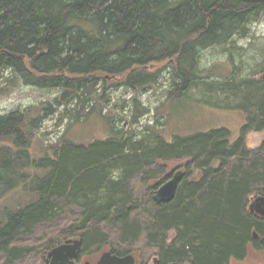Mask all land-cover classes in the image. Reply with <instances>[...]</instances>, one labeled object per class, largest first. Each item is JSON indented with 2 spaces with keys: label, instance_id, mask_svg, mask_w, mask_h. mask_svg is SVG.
Instances as JSON below:
<instances>
[{
  "label": "trees",
  "instance_id": "trees-1",
  "mask_svg": "<svg viewBox=\"0 0 264 264\" xmlns=\"http://www.w3.org/2000/svg\"><path fill=\"white\" fill-rule=\"evenodd\" d=\"M261 9L239 0H0V73L61 90L43 114L0 115V201L18 190L29 201L0 207V264H22L33 249L19 243L65 222L39 252L73 239L83 255L110 247L120 257L142 242L156 250L155 264H229L264 251V219L250 211L264 196V140L247 146L251 132H264L263 79L227 85L241 99L230 109L246 116L235 142L226 127L171 141L158 132L134 139L118 131L87 145L63 141L41 157L30 152L56 106L92 99L108 77L131 89L153 86L162 70L149 68L169 62L171 98L186 100L206 82L202 52L244 33ZM177 160H187L184 178L171 202L157 203L167 180L162 164ZM136 182L146 186L144 195Z\"/></svg>",
  "mask_w": 264,
  "mask_h": 264
},
{
  "label": "rangeland",
  "instance_id": "rangeland-1",
  "mask_svg": "<svg viewBox=\"0 0 264 264\" xmlns=\"http://www.w3.org/2000/svg\"><path fill=\"white\" fill-rule=\"evenodd\" d=\"M242 31L244 33L237 34L226 45L215 46L202 52L201 68L204 69L206 82L193 88L186 100L171 98L174 80L167 67L169 62L149 68L150 71L162 70L160 81L153 86L131 89L123 86L121 79L108 77L105 84L101 82L97 87L98 93L96 92L92 99L84 103L83 100L76 99L67 106H56L55 114L49 115L37 130L30 152L36 157H41L52 154V149L63 141L87 145L93 141L106 140L118 131H124L127 137L134 139L158 132L171 141L177 135L187 136L226 127L231 131L232 142H235L241 135L246 116L239 109H230L240 104L241 99H237L227 85L234 86L241 79H262L264 9L252 15ZM225 85V90H221ZM104 88L106 102L98 98ZM60 94L61 90L58 89H40L25 85L12 71L0 73V115L26 109L43 114V109L48 104H54ZM263 140L264 132H251L247 137V146L252 150L257 149ZM186 161L163 163L166 168L163 179L167 178V182L177 171L185 172ZM137 183V194L144 195L146 186L136 185ZM151 184L155 186L157 182ZM26 202L29 201H26L23 192L18 190L0 201V207L16 209ZM67 224L69 222L62 223L57 228L62 229ZM57 228H48L45 235L43 231H38L36 237L19 243L33 249V254L22 264H46L50 250L44 255V251L41 253L39 249H47L42 245L49 238H56L50 234L57 235ZM170 237H174V234ZM144 247L141 242L138 251L132 253L138 261L137 264H155L156 250L147 247L142 249ZM107 251L112 253L110 247L102 253ZM99 253L102 254L101 251ZM229 264H264V251L251 250L245 260L231 261Z\"/></svg>",
  "mask_w": 264,
  "mask_h": 264
},
{
  "label": "water",
  "instance_id": "water-1",
  "mask_svg": "<svg viewBox=\"0 0 264 264\" xmlns=\"http://www.w3.org/2000/svg\"><path fill=\"white\" fill-rule=\"evenodd\" d=\"M246 3L264 4V0H239ZM264 80V73L262 75ZM184 178V172L182 170L177 171L172 178H170L164 185H162L155 194V201L158 203L171 202L177 192L178 186ZM250 211L257 214L264 219V196H258L254 198L250 204ZM255 238H258L256 232ZM81 245L80 241H75L72 245H61L53 249L49 256L51 257L50 264H64L68 257L75 258L78 249ZM72 264V263H71ZM98 264H136V259L133 255L129 254L124 257H120L106 252L101 257ZM172 264H187L185 262H174Z\"/></svg>",
  "mask_w": 264,
  "mask_h": 264
},
{
  "label": "flooded vegetation",
  "instance_id": "flooded-vegetation-1",
  "mask_svg": "<svg viewBox=\"0 0 264 264\" xmlns=\"http://www.w3.org/2000/svg\"><path fill=\"white\" fill-rule=\"evenodd\" d=\"M74 241H76V240L75 239L67 240V241L63 242L62 245L63 244H72ZM102 254L87 253V254L83 255V253L79 249L76 257L75 258L68 257V259L65 261L64 264H71V263L72 264H98L99 259L102 256ZM135 259H136V257H135ZM45 262H46V264H50V262L48 261V258H46ZM137 263H138V261L136 259V264Z\"/></svg>",
  "mask_w": 264,
  "mask_h": 264
},
{
  "label": "bare ground",
  "instance_id": "bare-ground-1",
  "mask_svg": "<svg viewBox=\"0 0 264 264\" xmlns=\"http://www.w3.org/2000/svg\"><path fill=\"white\" fill-rule=\"evenodd\" d=\"M163 185H164V184H163ZM156 192H157V191H156ZM155 194H156V193H155ZM154 197H155V195H154ZM154 200H155V199H154ZM157 203H158V202H157ZM160 204H161V203H160ZM256 215H257V214H256ZM259 217H260V216H259ZM76 241H79V240H76ZM74 242H75V241H74ZM74 242H73L72 244H74ZM72 244H63V245H72ZM60 246H61V245H60ZM57 247H59V246H57ZM80 247H81V245H80ZM80 247H79V249H80ZM55 248H56V247H55ZM55 248H54V249H55ZM79 249H78V251H79ZM52 250H53V249H52ZM52 250H51V251H52ZM51 251H50V252H51ZM50 252L48 253V261H49V262H50V260H51V257L49 256ZM107 252H109V251H107ZM105 253H106V252H105ZM105 253H103V254H105ZM103 254H102V256H103ZM112 254H113V253H112ZM131 255H132V254H131ZM102 256H101V257H102ZM133 256H134V255H133ZM134 257H135V256H134ZM100 259H101V258H100ZM100 259H99V261H100ZM98 263H99V262H98Z\"/></svg>",
  "mask_w": 264,
  "mask_h": 264
}]
</instances>
